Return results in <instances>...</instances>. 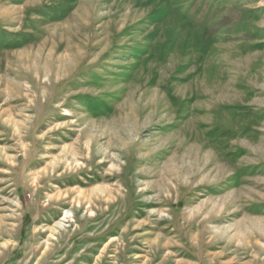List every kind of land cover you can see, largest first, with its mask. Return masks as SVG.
Segmentation results:
<instances>
[{"label":"rangeland","instance_id":"obj_1","mask_svg":"<svg viewBox=\"0 0 264 264\" xmlns=\"http://www.w3.org/2000/svg\"><path fill=\"white\" fill-rule=\"evenodd\" d=\"M0 264H264V0H0Z\"/></svg>","mask_w":264,"mask_h":264},{"label":"bare ground","instance_id":"obj_2","mask_svg":"<svg viewBox=\"0 0 264 264\" xmlns=\"http://www.w3.org/2000/svg\"><path fill=\"white\" fill-rule=\"evenodd\" d=\"M222 156H223V155H221V157H222ZM233 160H235V159H233ZM228 162H229V160L226 161V164H227ZM231 162H232V161H231ZM234 162H235V161H234ZM227 165H228V164H227ZM227 165H223V167H222L221 169H223V168H226V169L229 168L230 166L228 167ZM229 169H230V168H229ZM241 189H242V188H241Z\"/></svg>","mask_w":264,"mask_h":264}]
</instances>
